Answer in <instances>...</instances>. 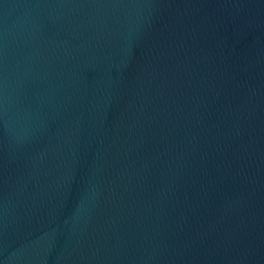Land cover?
Segmentation results:
<instances>
[{
  "label": "water",
  "instance_id": "95a60500",
  "mask_svg": "<svg viewBox=\"0 0 264 264\" xmlns=\"http://www.w3.org/2000/svg\"><path fill=\"white\" fill-rule=\"evenodd\" d=\"M0 264H264V0H0Z\"/></svg>",
  "mask_w": 264,
  "mask_h": 264
}]
</instances>
